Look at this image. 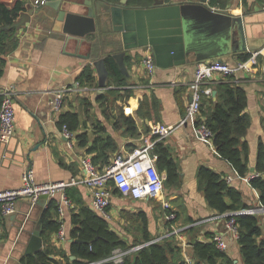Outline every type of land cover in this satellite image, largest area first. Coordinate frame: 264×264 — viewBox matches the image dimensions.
<instances>
[{
	"label": "crops",
	"instance_id": "0c3cea01",
	"mask_svg": "<svg viewBox=\"0 0 264 264\" xmlns=\"http://www.w3.org/2000/svg\"><path fill=\"white\" fill-rule=\"evenodd\" d=\"M177 1L179 0H164V3L172 4ZM25 2L27 12L32 0ZM89 2L71 0L65 9L67 17L62 19L58 31H54V21L47 18L56 17V12L47 7L34 8L38 14L24 16L17 29L16 46L4 56L0 93L7 90L13 94L15 131L10 141L6 144L0 143V191L18 188L22 171L26 167L33 170L35 180L39 184L59 183L83 176L80 160L83 157L91 159V156L86 154V147L78 145L76 137L85 134L88 138L87 146H90L95 137L96 123L102 125L105 136L115 143L117 154L124 156L145 144L153 125L170 126L173 131L163 142L178 165L181 183L175 189H166L164 200L169 203L173 212L178 213V220L172 225L166 224L160 200L132 201L127 197L114 195L108 209L109 227L127 246L139 244L142 240L141 225H130L122 217V213L131 215L142 212L147 217V229L152 238L163 236L171 227L180 230L179 236H176L180 248L175 258L189 260L190 264H195V242L208 243L213 235L222 234L227 245L224 253L233 262L236 261V264H243L237 239L225 231L226 219L216 218L215 213L206 204L203 193L198 189L199 168L205 167L225 179L231 178L232 181L228 185L241 195L242 207L237 211L258 207L260 203L250 184L238 179L231 166L220 159L213 148L195 137L191 124L182 123L185 109L191 101L189 87L197 64L194 57L183 64L166 63L157 66L155 63L153 74L148 76L143 66L144 52L148 48L137 52L123 51L121 37L113 30L108 15L96 14L94 9L93 19L87 17ZM210 9L228 13L232 17H241L248 45L260 47L264 44V0H229L225 9ZM263 48L260 58L262 61ZM121 53L125 73L119 68L116 58ZM248 53L250 52L227 53L202 62L222 60L227 64H234L240 55ZM106 58L115 63L125 83L123 87L115 88L119 90L118 94L125 90L132 92L127 114L132 116L136 123L135 137L126 135L124 128H115L116 112L113 111L108 119L105 118L103 108L97 101L98 95L104 93L107 88L102 92L94 91L99 86L93 63L102 60L105 66ZM85 67L92 68L94 85L87 90L68 92L62 108L55 113L50 104V93L59 88L73 89ZM230 77V82L246 93L245 113L249 117V127L243 141L248 147L247 163L250 173V169H254L256 165L259 143L264 147V69L258 66L252 75L238 73ZM226 79L215 76L207 85L213 92L214 85ZM108 83H113L109 74L106 86ZM84 99H88L91 105L87 114L82 104ZM215 101L216 95L213 97V102ZM108 103L113 107L119 102L115 103V96H109ZM65 113L78 114L80 122L71 147L67 146L62 129L58 126L60 116ZM161 174L165 179L164 173ZM76 190L81 202L91 208L88 190L85 187H76ZM40 202L42 203L37 205ZM55 205L57 206L56 201L51 199H40L35 207L27 201H18L13 214H0V264H23L25 246L31 233L39 225L38 221H42L43 215L47 213L53 219L59 217ZM74 210L75 207L65 211L61 221L57 220L67 230L68 237L71 212ZM203 220L209 221L197 224ZM260 220V239L264 240V218L261 217ZM42 241V249L47 246L53 250L67 251L69 248L68 243H57L54 232L47 235L46 241L43 238ZM53 259L61 260L58 255Z\"/></svg>",
	"mask_w": 264,
	"mask_h": 264
},
{
	"label": "trees",
	"instance_id": "16d2710c",
	"mask_svg": "<svg viewBox=\"0 0 264 264\" xmlns=\"http://www.w3.org/2000/svg\"><path fill=\"white\" fill-rule=\"evenodd\" d=\"M26 0H0V76L4 67V56L7 55L17 44V29L14 26L20 15L26 11ZM106 4L115 5L120 0H102ZM169 1V0H167ZM186 1V0H179ZM154 0H127V7L148 8ZM229 0H208L210 7L225 9ZM248 54L240 55L239 60H246ZM262 60L259 59V64ZM109 79L113 83H108L104 93L97 97V101L103 108L105 118L116 112L114 122L115 128H124L126 135L137 136L136 123L132 116L127 114L132 92L125 90L118 94L125 85L115 63L110 58L105 59ZM232 77L225 81H219L214 85L216 101L212 96L202 100L199 118L196 125L203 123L212 133V146L217 155L227 162L235 175L245 177L249 173L247 163V143L243 141L249 127V117L245 113L246 93L239 86L230 82ZM95 78L91 67H85L77 79L80 87H92ZM118 94V95H117ZM115 96L113 107L108 103V97ZM1 102V97H0ZM82 104L87 114L91 105L88 99H84ZM80 122L78 114L65 113L60 116L58 126H63L72 133L79 128ZM95 137L90 146H87L88 138L85 134L78 135V145L86 147V154L91 156L92 163L99 171L104 170L111 164L112 156L117 154L115 143L105 136V130L100 123L95 125ZM155 156V166L159 173H164V189H175L181 183L178 165L172 157L168 147L163 141L156 142L152 148ZM254 171L263 176L249 182L251 188L257 192L259 203L264 206V147L259 143L257 161ZM113 196H120L117 189L110 182ZM198 189L203 193L204 200L208 207L215 213V216L226 214L227 212L239 210L241 205V195L234 188L226 183L225 177L205 167H200L197 172ZM66 194L72 201L75 210L71 212L69 244L67 251L63 249L53 250L45 246L36 256L24 257L23 264H89L100 261L111 254L117 248L125 250L130 248L111 230L109 223L95 213L91 208L85 206L78 195L76 187L67 189ZM57 210V206L55 205ZM166 215L174 214V219L166 222L167 225L174 224L179 215L171 209L165 211ZM122 217L130 225H141L142 240L139 244H144L155 240L147 229V217L144 213L136 214L122 213ZM233 219L237 229V244L243 264H264V240H261L262 225L257 217L250 215H238L228 217ZM190 223L194 221L189 220ZM41 225L42 238L50 233H56L60 227L59 222L53 219L49 213L43 215ZM46 243V242H45ZM138 245V244H136ZM135 246V245H132ZM179 244L176 236L163 239L160 242L148 244L133 255L124 259L122 264H187L185 261L176 259L179 252ZM195 264H234L223 251H219L213 242H195L193 244ZM60 256L61 260L56 261L54 256ZM74 257V260H70ZM110 264V263H107Z\"/></svg>",
	"mask_w": 264,
	"mask_h": 264
},
{
	"label": "built area",
	"instance_id": "2783aa9c",
	"mask_svg": "<svg viewBox=\"0 0 264 264\" xmlns=\"http://www.w3.org/2000/svg\"><path fill=\"white\" fill-rule=\"evenodd\" d=\"M49 0H32V5L36 9L46 7ZM208 1V0H207ZM264 49V48H263ZM246 60H238L234 64L225 62H200L196 64L193 80L190 84L191 101L185 109L182 123H189L193 127L195 137L203 144L213 148L212 133L203 124L196 125L199 118V111L202 100L211 96L212 90L208 87V83L215 77L228 78L238 73L252 75L258 66L264 69V60L259 64L262 58V49L248 53ZM143 66L148 76H151L155 69V60L153 52L150 48L144 52ZM87 90L88 87H80L77 83L72 88H59L50 93V104L52 110L58 113L62 108L64 97L68 92H77L79 90ZM94 91L102 92L103 89H94ZM0 143L6 144L14 135V107L13 94L7 90L0 93ZM173 127L166 125H153L150 128L149 135L145 144L132 151L131 154L124 156L116 154L109 167L99 171L92 163L90 157H83L80 160L83 176L59 183L39 184L36 182L34 172L30 167L23 169L20 179V185L16 189L0 191V214L11 215L15 212V205L18 201H27L31 205L36 204L40 198L55 200L57 204V220L61 221V217L65 211L73 209L74 205L68 198L66 191L71 187H85L91 196V209L106 221L110 220L108 209L112 201V189L110 182L119 192L120 196L127 197L132 201H148L160 200L162 210L165 212L170 209L169 203L164 200V178L155 166V156L152 154V148L156 142L163 141L170 136ZM62 136L67 142V146L71 147L74 140V133L68 131L65 126L62 127ZM214 149V148H213ZM263 176L260 173H249L245 177L238 179L249 183L251 180ZM227 184L231 183V178L225 179ZM256 192V191H255ZM257 193V192H256ZM238 215H250L254 217L261 216L264 218V206L260 204L258 207L242 209L240 211L231 212L229 214L219 215L216 218H225V231L237 239V229L233 219L227 220L228 217ZM174 214L164 215L165 222L174 219ZM260 217V218H261ZM209 220L198 221V223H206ZM180 230L171 227L161 237L155 240L132 246L128 249H115L106 258L89 264H122L124 259L135 254L148 244L160 242L171 236H179ZM56 240L58 244L69 243V237L65 227L60 224L56 232ZM211 242L219 251H225L227 245L222 234L212 236ZM190 264L189 260L185 261Z\"/></svg>",
	"mask_w": 264,
	"mask_h": 264
},
{
	"label": "water",
	"instance_id": "95a60500",
	"mask_svg": "<svg viewBox=\"0 0 264 264\" xmlns=\"http://www.w3.org/2000/svg\"><path fill=\"white\" fill-rule=\"evenodd\" d=\"M89 1L87 17L93 19L94 9L96 14L108 15L113 30L121 37L123 51L137 52L150 48L157 66L166 63L183 64L189 62L191 57H194V62L200 63L227 53L254 52L264 47V44L260 47L248 45L242 18L212 11L207 0H201L199 3L190 0L177 1L172 4H165L164 0H154L148 8L127 7V0H120L115 5L106 4L102 0ZM70 3L71 0L48 1L46 7L57 13L56 17L46 16L54 21V31L59 30L61 21L66 16L65 9ZM33 13L37 15L38 11L30 4L27 12L22 13L15 23L16 29L22 24L24 16ZM116 58L119 61V68L124 71L123 53ZM93 66L97 73L99 88L105 89L108 72L103 61L95 62ZM215 95L213 91L212 98ZM253 172L254 169L251 168L250 173ZM38 224L25 246L24 257L36 256L42 251L43 227L41 221H38ZM69 242L73 241L69 240ZM70 260H74V257H70Z\"/></svg>",
	"mask_w": 264,
	"mask_h": 264
},
{
	"label": "rangeland",
	"instance_id": "374dc122",
	"mask_svg": "<svg viewBox=\"0 0 264 264\" xmlns=\"http://www.w3.org/2000/svg\"><path fill=\"white\" fill-rule=\"evenodd\" d=\"M154 203H155V202H154ZM155 204H158V203H155ZM260 217H261V216H258V217H257V218L259 219V221H261V220H260V219H261Z\"/></svg>",
	"mask_w": 264,
	"mask_h": 264
},
{
	"label": "bare ground",
	"instance_id": "6f19581e",
	"mask_svg": "<svg viewBox=\"0 0 264 264\" xmlns=\"http://www.w3.org/2000/svg\"><path fill=\"white\" fill-rule=\"evenodd\" d=\"M183 118V117H182Z\"/></svg>",
	"mask_w": 264,
	"mask_h": 264
}]
</instances>
